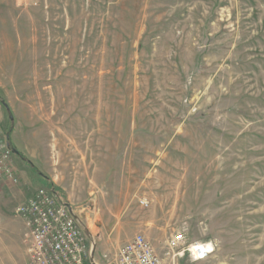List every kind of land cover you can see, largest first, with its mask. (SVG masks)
I'll return each instance as SVG.
<instances>
[{
    "label": "rangeland",
    "instance_id": "obj_1",
    "mask_svg": "<svg viewBox=\"0 0 264 264\" xmlns=\"http://www.w3.org/2000/svg\"><path fill=\"white\" fill-rule=\"evenodd\" d=\"M0 99V141L55 188L9 151L0 264H29L40 187L96 259L142 234L169 264L183 231L212 251L175 264H264V0H0Z\"/></svg>",
    "mask_w": 264,
    "mask_h": 264
},
{
    "label": "built area",
    "instance_id": "obj_2",
    "mask_svg": "<svg viewBox=\"0 0 264 264\" xmlns=\"http://www.w3.org/2000/svg\"><path fill=\"white\" fill-rule=\"evenodd\" d=\"M10 149L0 141V171L13 183L17 178L6 163ZM28 227L29 264H165L151 243L136 234L115 250L95 257L96 241L86 232L70 205L62 203L48 188H36L15 208ZM171 263L182 251L192 252L183 231L173 233L166 243ZM199 256H201L199 254ZM207 256H205L203 259Z\"/></svg>",
    "mask_w": 264,
    "mask_h": 264
},
{
    "label": "trees",
    "instance_id": "obj_3",
    "mask_svg": "<svg viewBox=\"0 0 264 264\" xmlns=\"http://www.w3.org/2000/svg\"><path fill=\"white\" fill-rule=\"evenodd\" d=\"M0 103L4 106V108H5L8 112L10 111L8 105L6 104V102H5L4 100L0 99ZM9 115H10V114H9ZM10 120H11V119H10ZM11 122H12V120H11ZM9 137H10V135H9V133H8L6 143H7L8 148L10 149V151H11V152H14V153H16V154H18V155L22 158V160H24V161L30 166V169H31L33 172H35V173L38 174L40 177H42V179H43L42 181H43V183H45V184L47 185V187H50V189L55 190L53 184L50 183V182H48V178H47L44 174H42L41 172H39V171L36 169V167L32 164V162H30L28 159H26L24 156H22V154H20V153L18 152V150H17L15 147H13V146L11 145V143H10V141H9Z\"/></svg>",
    "mask_w": 264,
    "mask_h": 264
},
{
    "label": "bare ground",
    "instance_id": "obj_4",
    "mask_svg": "<svg viewBox=\"0 0 264 264\" xmlns=\"http://www.w3.org/2000/svg\"><path fill=\"white\" fill-rule=\"evenodd\" d=\"M191 250L195 258L199 260L203 259V257L205 256V253L208 255L212 251L211 249L207 251L204 246H200V245H194V246L192 245ZM199 254L201 256H199Z\"/></svg>",
    "mask_w": 264,
    "mask_h": 264
},
{
    "label": "crops",
    "instance_id": "obj_5",
    "mask_svg": "<svg viewBox=\"0 0 264 264\" xmlns=\"http://www.w3.org/2000/svg\"><path fill=\"white\" fill-rule=\"evenodd\" d=\"M0 105H1V104H0ZM0 115H1V114H0ZM0 133H1V132H0ZM6 139H7V138H5L4 141L1 140V142L4 143V146H5V144L7 145V143H6ZM97 260H98V259H97Z\"/></svg>",
    "mask_w": 264,
    "mask_h": 264
}]
</instances>
